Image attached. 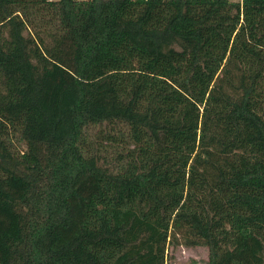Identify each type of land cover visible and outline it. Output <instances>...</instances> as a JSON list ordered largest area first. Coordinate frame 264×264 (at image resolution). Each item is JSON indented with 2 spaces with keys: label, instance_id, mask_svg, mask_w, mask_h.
<instances>
[{
  "label": "trees",
  "instance_id": "1",
  "mask_svg": "<svg viewBox=\"0 0 264 264\" xmlns=\"http://www.w3.org/2000/svg\"><path fill=\"white\" fill-rule=\"evenodd\" d=\"M264 264V0H0V264Z\"/></svg>",
  "mask_w": 264,
  "mask_h": 264
},
{
  "label": "rangeland",
  "instance_id": "2",
  "mask_svg": "<svg viewBox=\"0 0 264 264\" xmlns=\"http://www.w3.org/2000/svg\"><path fill=\"white\" fill-rule=\"evenodd\" d=\"M206 246H187L184 244H168L167 264H206L208 259Z\"/></svg>",
  "mask_w": 264,
  "mask_h": 264
}]
</instances>
